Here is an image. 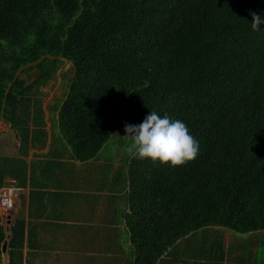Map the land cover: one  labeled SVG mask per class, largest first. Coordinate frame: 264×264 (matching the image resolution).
I'll list each match as a JSON object with an SVG mask.
<instances>
[{"label": "trees", "instance_id": "1", "mask_svg": "<svg viewBox=\"0 0 264 264\" xmlns=\"http://www.w3.org/2000/svg\"><path fill=\"white\" fill-rule=\"evenodd\" d=\"M260 10L264 0H0V121L22 155L45 134L40 91L62 59L74 75L54 109L79 161L151 109L184 120L199 141L177 166L130 158L133 264H158L212 227L264 233V26L251 28ZM26 67L35 80L21 77ZM10 231L0 224V264L5 244L8 264H23L24 221Z\"/></svg>", "mask_w": 264, "mask_h": 264}, {"label": "crops", "instance_id": "2", "mask_svg": "<svg viewBox=\"0 0 264 264\" xmlns=\"http://www.w3.org/2000/svg\"><path fill=\"white\" fill-rule=\"evenodd\" d=\"M54 101L51 97L43 102L44 109L51 107L46 110L42 127L45 134L34 132L35 145L26 154L19 151L21 139L16 131L0 121L3 187L15 182L21 188L11 216L0 212V224L7 225L10 234L16 220L24 221L23 264H133L134 249L130 239L128 243L124 239L129 234L124 172L122 184L117 183L118 170L123 166L114 164L109 169L105 166L108 164H94L95 158L79 161L59 128ZM12 159L24 161V167L20 169ZM223 229L199 231L188 242H182L175 255L165 256L158 264H257L253 257L257 251H250L249 260L230 255L225 240L216 236ZM231 235L241 240L237 245L240 249L242 239L252 234L231 231ZM221 255L225 259H219ZM8 263L7 250L3 264Z\"/></svg>", "mask_w": 264, "mask_h": 264}, {"label": "clouds", "instance_id": "3", "mask_svg": "<svg viewBox=\"0 0 264 264\" xmlns=\"http://www.w3.org/2000/svg\"><path fill=\"white\" fill-rule=\"evenodd\" d=\"M251 28L259 31L264 26V10L252 11ZM125 136L131 141L127 151L138 158L177 166L194 159L200 150L199 141L187 123L151 109L140 123L124 125Z\"/></svg>", "mask_w": 264, "mask_h": 264}, {"label": "rangeland", "instance_id": "4", "mask_svg": "<svg viewBox=\"0 0 264 264\" xmlns=\"http://www.w3.org/2000/svg\"><path fill=\"white\" fill-rule=\"evenodd\" d=\"M74 72L72 64L69 61L63 60L59 64V70L55 76L45 85L41 87L43 102H45L48 98H53L54 104L57 102L63 101L67 91L69 89V85L73 78ZM37 76L35 67H26L22 73L21 77L25 79V81L29 82L35 80ZM40 88V87H39ZM9 129V128H8ZM1 137V135H0ZM131 141L125 136V128L123 127L118 132H116L113 137L104 145L100 153L95 157L94 164H108L105 165L107 168L111 169V166L114 164H121L123 167L118 170L117 175V183L119 185L122 184V172L125 173L127 177L129 170V162L132 154L127 151L128 145ZM14 144H12L13 146ZM4 153V152H3ZM2 151L0 150V158L4 156ZM11 161L18 164L19 168L22 169L24 167V161L12 159ZM109 166V167H108ZM105 181L110 182L111 179L105 178ZM5 231L9 233V228L7 225H4ZM253 236H249L246 239H242V243H240V249L237 248L239 245L238 238L231 235V231H227V229H223L219 231L216 236L221 237L225 240V246H228V250L231 253L230 255H236L237 257L243 258V260H249L251 257L250 251H257V254L253 257L257 259V264H262L264 262V233H254ZM125 243L129 241V234H126ZM260 240V242H259ZM239 254V255H238Z\"/></svg>", "mask_w": 264, "mask_h": 264}, {"label": "built area", "instance_id": "5", "mask_svg": "<svg viewBox=\"0 0 264 264\" xmlns=\"http://www.w3.org/2000/svg\"><path fill=\"white\" fill-rule=\"evenodd\" d=\"M21 194L19 186H5L0 188V212L5 216H11L16 208L17 201Z\"/></svg>", "mask_w": 264, "mask_h": 264}, {"label": "water", "instance_id": "6", "mask_svg": "<svg viewBox=\"0 0 264 264\" xmlns=\"http://www.w3.org/2000/svg\"><path fill=\"white\" fill-rule=\"evenodd\" d=\"M6 185L7 186H16V183L15 182H7ZM6 251H7V244H5L3 247V253H5Z\"/></svg>", "mask_w": 264, "mask_h": 264}]
</instances>
